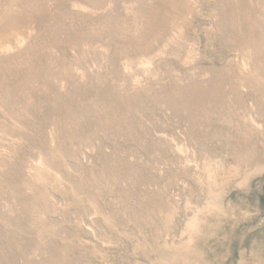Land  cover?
I'll return each instance as SVG.
<instances>
[{"label":"rangeland","instance_id":"374dc122","mask_svg":"<svg viewBox=\"0 0 264 264\" xmlns=\"http://www.w3.org/2000/svg\"><path fill=\"white\" fill-rule=\"evenodd\" d=\"M259 43L264 0H0V264H155L206 197L191 166L264 162ZM238 178L212 264L264 259V173Z\"/></svg>","mask_w":264,"mask_h":264},{"label":"bare ground","instance_id":"6f19581e","mask_svg":"<svg viewBox=\"0 0 264 264\" xmlns=\"http://www.w3.org/2000/svg\"><path fill=\"white\" fill-rule=\"evenodd\" d=\"M248 50L252 51V54L246 55L248 51H243L245 54H242L240 59V71L244 70L242 73L247 77L251 76L254 78V82L259 84L264 72V44L259 43L250 46ZM249 61L252 63H249ZM250 64H254V67L251 68ZM245 111L246 113L241 117L243 124L239 130L240 134L246 136L248 139H252V137L255 139L262 137L264 139V125L258 120L263 117L259 109H256L255 105L251 104L250 107L246 106ZM175 148L182 155L190 153V148L182 144L176 143ZM254 150L250 148L243 156L237 157L236 165L234 166L226 168L222 164H214L215 167L223 168L224 171L222 173H218L210 165L203 168H199L197 165L191 166L192 175H199L200 170H203V179L207 185L206 197L200 206L190 202L184 205V210L189 213L187 214V220L184 223L181 234L171 244L164 243L155 264H212L204 257L201 245L215 232L214 228L218 227L223 218L234 216L235 221H239L241 218L245 219L249 217V210L236 216L234 213L236 212L235 207H227L225 205L226 202L224 203V196L226 191L225 186L230 181V178L239 177L236 182L237 186L246 190L248 183L253 177L264 173V162L256 159L257 155ZM251 160L255 162L252 166H249L248 164ZM186 161L187 163H192L188 157H186ZM242 258L238 264H245ZM256 261L258 260L253 261V264H264V259L260 262Z\"/></svg>","mask_w":264,"mask_h":264}]
</instances>
